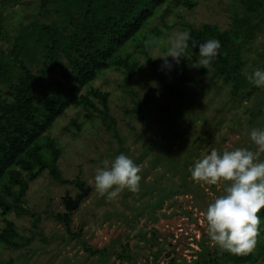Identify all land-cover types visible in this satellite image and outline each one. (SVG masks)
<instances>
[{
	"label": "rangeland",
	"instance_id": "374dc122",
	"mask_svg": "<svg viewBox=\"0 0 264 264\" xmlns=\"http://www.w3.org/2000/svg\"><path fill=\"white\" fill-rule=\"evenodd\" d=\"M240 1L197 0L195 6L187 9L169 0L140 32L139 38L146 39L150 47L149 54L133 41L120 53L123 57L131 54L137 63L129 84L124 82L123 70L116 66L96 77L88 89L109 93V108L118 139L95 116L85 118V112L77 106H71L50 130L48 136L60 149L58 163L63 178L78 179L84 184H81L83 188L88 189L79 206L72 210V231L78 233L88 247L105 249L104 259L98 253L87 252L79 240L70 238L64 227L53 219V215L65 212V198L74 200L80 188L58 185L45 172L30 183L25 193L27 213L23 217L14 213L0 217V229L3 219L12 221L19 242L25 244L12 251L0 243V264H167L171 258H176V263L180 264L182 260L190 262L198 258L202 239L204 245L214 244L207 234L203 211L189 195L174 192L164 203L149 209L142 204L157 199L154 195L141 197L139 191L133 193L124 189L109 200L107 195L101 196L95 190L94 176L95 169L103 167V161L111 162L125 154L141 167L140 183L148 187L159 178L163 187L171 188L173 182L178 184L180 180L170 172L163 174L160 160L156 166H151L162 154L161 146L168 143L167 153L177 162L183 156L187 161L192 156L186 168V183L200 188L208 204L220 196L223 181L217 185L197 183L191 179L189 169L213 149L222 154L225 150L252 145L258 150L250 139L249 128L264 129V87L242 105L233 107L221 80H214L216 87L202 88L211 78H201L198 67H192L200 59L194 58L199 55V49L188 48L186 57L180 59L189 64L188 75L199 80L195 88L178 83L168 72L169 68L163 67V59L156 57L167 51L168 38L174 31L189 32L191 27L197 29L204 24L225 29L232 15L241 13ZM36 20L43 21L39 0H0V26L8 36ZM0 45L8 47L1 36ZM248 49L246 71L252 63L257 66L252 67L264 70V25ZM258 51H263V58L259 57L255 63ZM168 60L175 65L171 57ZM160 77L179 92L160 85ZM218 87L222 89L218 91ZM193 90L200 92V96L189 98ZM257 105L261 106V114L250 124V113L257 110ZM135 110H140L145 119L141 120ZM181 112L184 114L177 119ZM73 120L79 129L72 124ZM162 130L166 132L162 145H152L156 132L160 134ZM259 159L264 160V154ZM158 243L162 244L160 249Z\"/></svg>",
	"mask_w": 264,
	"mask_h": 264
},
{
	"label": "trees",
	"instance_id": "16d2710c",
	"mask_svg": "<svg viewBox=\"0 0 264 264\" xmlns=\"http://www.w3.org/2000/svg\"><path fill=\"white\" fill-rule=\"evenodd\" d=\"M168 1L39 0L43 21L26 24L11 37L0 26L1 41L8 44L7 48L0 45V217L10 213L23 217L27 213L25 193L30 183L45 172L58 185L79 187L82 184L78 179L63 178L58 163L60 149L57 142L48 136L53 125L71 106L82 109L85 118L95 116L106 130H112L119 138L110 113L109 93L88 88L98 75L112 66L123 70L124 82L129 84L137 63L131 54L123 57L120 53L127 43L133 41L144 49L146 55L149 54L150 47L146 45V39L139 38L140 32ZM174 1L188 9L195 6L197 0ZM238 7H242L241 13H234L225 29L204 24L197 29L191 27L189 31L191 38L200 43L210 39L220 41L218 55L207 69L198 67L197 71L201 78H211L210 83L202 87L204 89L206 86L216 87L214 80H221L224 88L228 89L226 95L233 107L242 105L260 90L246 79L245 73H251L257 66L252 63L246 71L245 53L264 25V0H241ZM188 43L189 49H199L192 48V40ZM262 52H256L255 63L259 57L263 58ZM198 57V54L194 55V58ZM189 70V64L182 61L168 72L178 83L195 88L199 80L188 75ZM159 83L168 90L177 91L162 77ZM221 89L217 88L218 91ZM199 94L193 90L189 98ZM259 106L250 113V124L261 114ZM135 113L141 115V120L145 119L140 110H135ZM183 114L181 112L177 119H181ZM72 124L79 129L74 120ZM254 128H249V133ZM165 133L163 130L160 134L156 132L157 137L151 144L162 145ZM168 147V143L161 146L162 154L151 162V166H156L160 160L164 166L163 174L170 172L180 182H173L171 188L163 187L159 178L148 187L140 183L141 197L152 194L157 198L142 206L154 209L175 192L189 195L204 212L209 205L205 194L200 188L195 189L186 183V168L192 156L187 158L188 161L183 156L177 162L168 155ZM245 148L257 151L252 145ZM227 183L223 181L220 196L224 194ZM72 213L65 209L63 214L53 215V219L64 227L70 238L79 240L87 252L91 255L98 253L104 259L107 255L105 249L88 247L80 240L79 234L72 231ZM258 215L261 219L260 235L253 253L234 255L215 244L204 245L202 239L198 258L190 262L182 260L180 264H264V209ZM155 235L154 232L153 237ZM0 243L12 251L25 245L19 242L14 223L7 219H3L0 229ZM157 245L159 249L162 247L161 243ZM167 264H177L176 258H171Z\"/></svg>",
	"mask_w": 264,
	"mask_h": 264
},
{
	"label": "clouds",
	"instance_id": "9594fccd",
	"mask_svg": "<svg viewBox=\"0 0 264 264\" xmlns=\"http://www.w3.org/2000/svg\"><path fill=\"white\" fill-rule=\"evenodd\" d=\"M192 40V48H199L200 59L192 67L208 68L218 55L220 41L210 39L202 43L192 39L188 31H174L168 38L167 51L162 58L163 67L171 68L168 58L179 65ZM153 58V59H156ZM249 83L264 87V70L245 73ZM251 141L257 151L248 148L225 150L221 154L213 149L198 159L189 169L191 179L197 183L217 185L228 182L224 194L215 198L202 213L210 240L220 249L234 255H249L255 251L260 235L261 219L258 213L264 209V129H252ZM141 167L129 156L120 154L111 162L103 161V167L95 169L94 186L101 195L114 199L124 189L138 192Z\"/></svg>",
	"mask_w": 264,
	"mask_h": 264
},
{
	"label": "water",
	"instance_id": "95a60500",
	"mask_svg": "<svg viewBox=\"0 0 264 264\" xmlns=\"http://www.w3.org/2000/svg\"><path fill=\"white\" fill-rule=\"evenodd\" d=\"M79 188L80 194H78L74 200L71 197L65 198L64 205L67 211H72L77 208L82 198L87 195L88 189H84L82 185H79Z\"/></svg>",
	"mask_w": 264,
	"mask_h": 264
},
{
	"label": "flooded vegetation",
	"instance_id": "af4514ba",
	"mask_svg": "<svg viewBox=\"0 0 264 264\" xmlns=\"http://www.w3.org/2000/svg\"><path fill=\"white\" fill-rule=\"evenodd\" d=\"M64 202H65V200H64Z\"/></svg>",
	"mask_w": 264,
	"mask_h": 264
}]
</instances>
